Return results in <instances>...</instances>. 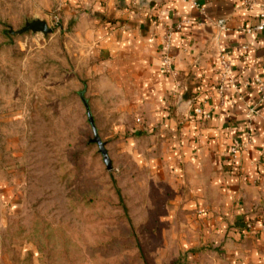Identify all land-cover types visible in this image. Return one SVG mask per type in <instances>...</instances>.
Returning a JSON list of instances; mask_svg holds the SVG:
<instances>
[{
  "label": "rangeland",
  "instance_id": "374dc122",
  "mask_svg": "<svg viewBox=\"0 0 264 264\" xmlns=\"http://www.w3.org/2000/svg\"><path fill=\"white\" fill-rule=\"evenodd\" d=\"M84 13L0 0V264H235L212 198L174 178L155 108L121 88ZM32 19L52 31L15 32Z\"/></svg>",
  "mask_w": 264,
  "mask_h": 264
},
{
  "label": "crops",
  "instance_id": "0c3cea01",
  "mask_svg": "<svg viewBox=\"0 0 264 264\" xmlns=\"http://www.w3.org/2000/svg\"><path fill=\"white\" fill-rule=\"evenodd\" d=\"M195 1L198 6L190 0L60 4L88 9L85 19L98 26L94 36L113 72L123 76L121 88L134 92L136 104L155 108L174 178L196 186L197 201H213L235 264H264V100L254 82L264 78V34L241 29L256 23L260 0L252 9L245 0ZM221 17L228 30L213 24ZM220 56L230 61L236 84L222 91ZM200 104L210 119L194 113ZM235 141L236 156L230 151Z\"/></svg>",
  "mask_w": 264,
  "mask_h": 264
},
{
  "label": "built area",
  "instance_id": "2783aa9c",
  "mask_svg": "<svg viewBox=\"0 0 264 264\" xmlns=\"http://www.w3.org/2000/svg\"><path fill=\"white\" fill-rule=\"evenodd\" d=\"M190 3L192 6H198L195 0H190ZM243 5L248 9H252L253 6L255 5V2L253 0H245L243 2ZM258 10L259 12L256 23L250 26L241 27L243 32L249 34L251 32L256 31V32H262L264 34V0H260L258 5ZM213 24L220 30L229 29L228 19L225 17L216 19L213 22ZM218 72H219V90L222 91L226 84H232L234 85V87H236L235 80L231 73L230 61L224 56H220L218 58ZM254 82L261 94V99L264 100V78H262L261 76H257L254 78ZM194 113L200 115L201 118L204 120H208L211 118L210 110L206 109L202 104L194 108ZM239 150H240V145L237 141H235L234 144L231 146L230 151L234 156H236ZM262 228L264 229V223L262 225Z\"/></svg>",
  "mask_w": 264,
  "mask_h": 264
},
{
  "label": "water",
  "instance_id": "95a60500",
  "mask_svg": "<svg viewBox=\"0 0 264 264\" xmlns=\"http://www.w3.org/2000/svg\"><path fill=\"white\" fill-rule=\"evenodd\" d=\"M138 2L142 6L147 4V0H138ZM10 31L14 32L12 30H10ZM28 31H31L33 33L41 32L44 35H46L52 31V28L49 27L48 24L46 23V21H44V20L32 19V20H25L24 25L20 29L16 30L15 32L16 33H24V32H28ZM88 119H89V122H90L92 129H93V132H94V138L91 141L95 142L98 145L99 151L102 154V158L106 164V167H107V169L110 170V169H112V164H111L110 158L107 154V150L105 148L104 142L98 136L96 127L94 125L92 116L89 113V110H88Z\"/></svg>",
  "mask_w": 264,
  "mask_h": 264
},
{
  "label": "trees",
  "instance_id": "16d2710c",
  "mask_svg": "<svg viewBox=\"0 0 264 264\" xmlns=\"http://www.w3.org/2000/svg\"><path fill=\"white\" fill-rule=\"evenodd\" d=\"M83 101H84V104H85V106H86V108H87V115H88V107H87V103H86V100L85 99H82ZM89 120V119H88Z\"/></svg>",
  "mask_w": 264,
  "mask_h": 264
}]
</instances>
